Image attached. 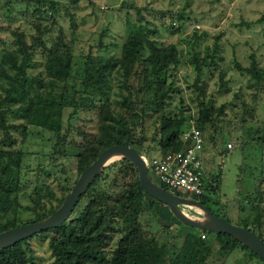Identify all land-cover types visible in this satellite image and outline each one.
I'll use <instances>...</instances> for the list:
<instances>
[{
    "label": "rangeland",
    "instance_id": "obj_1",
    "mask_svg": "<svg viewBox=\"0 0 264 264\" xmlns=\"http://www.w3.org/2000/svg\"><path fill=\"white\" fill-rule=\"evenodd\" d=\"M46 1H53L54 15H49L46 10L49 7L43 5L39 6V12L30 14L31 6L26 10L20 0L8 3L0 0V54L12 48L11 29L18 28L28 43L36 34L32 23H37L43 26L40 41L50 46L58 36L57 49L68 53L71 64L65 87L50 90L51 93L62 90L68 101L60 109L57 133L9 114L4 118L5 124L16 127H7L10 141L1 140L5 133L0 131V141L7 144L6 148L22 154L23 186L18 192L16 221H29L35 211L55 208L77 177L78 157L86 153L88 142L97 132L99 103L98 95L80 93L82 61L87 53L119 55L125 36L124 20L128 19L140 21L147 28L148 39L158 45L172 43L176 52V62L160 70L158 81L142 69L143 59L139 56L127 77V87L120 88L114 73L109 75L106 103L112 111L124 115L133 148L140 156L157 154L159 113L182 117L184 126L189 119H195L198 102L205 103L210 116L203 123L196 120L195 123L203 136L204 176L213 188L206 193L207 198L193 197L232 224L256 217L258 224L251 227L264 239V194L262 199L260 196L255 199L254 191L250 195L253 187L248 178L250 170L257 166L254 157L264 150V0ZM22 7L23 15L17 12ZM32 51L30 59L34 66L25 72L43 83L34 89L46 92L49 88L43 66L46 51L39 45ZM146 54L148 49L143 48L142 55ZM201 56H206V60L197 75L190 60ZM235 63L251 69V74L236 69ZM253 68L259 69L258 77ZM5 85L0 79L1 93ZM159 85L166 89L162 105L158 106L160 110H156L152 96L156 88L160 89ZM32 92L33 89L28 90ZM120 94L127 96L128 106L116 102ZM228 142L229 149L225 146ZM125 161L117 155L104 162L98 171L101 175L98 185H94L97 192L103 190L115 196L121 193V187L131 184L136 170ZM146 175L157 183L153 172L146 170ZM102 178L108 182H102ZM164 188L178 197H189L185 191ZM178 209L190 218H203L196 206L179 204ZM172 217L164 204H156L153 209L141 205L137 220L142 233L154 238L165 250L170 244L178 245L187 232L195 231L208 249L203 264H264L239 246L219 252L212 234L201 231L200 237L197 228H189ZM52 234L51 231L34 234L21 243L34 264H50L47 243ZM116 239L114 233L103 247L106 253L114 247Z\"/></svg>",
    "mask_w": 264,
    "mask_h": 264
},
{
    "label": "trees",
    "instance_id": "obj_2",
    "mask_svg": "<svg viewBox=\"0 0 264 264\" xmlns=\"http://www.w3.org/2000/svg\"><path fill=\"white\" fill-rule=\"evenodd\" d=\"M6 2L8 3L9 0ZM20 2L24 3L23 7L26 10L28 6H31L30 14L39 12L41 5L44 8L49 7L46 9L49 15L55 13L53 1L20 0ZM23 7L17 9L21 15L25 12ZM11 16L13 15L11 14ZM32 25L36 34L30 38L28 43L18 28L11 29L9 34L11 35L12 48L0 54V79L6 82V85L2 87V93L0 92V131L5 133L1 140L10 141V136L6 134L7 127H16L11 123H4L6 114L57 133L60 126V109L68 104L62 90L57 93H51L50 90L53 87L59 86L62 89L65 87L64 80L69 74L71 65L69 55L67 52L57 49L60 41L58 36L50 46H45L39 38L43 26L37 23H32ZM123 27L125 36L120 46L119 55L87 53L82 61L80 93L88 92L98 95L99 103L96 106L98 110L97 132L88 142L86 153H82L78 157L76 164L78 173L96 157L100 150L109 145L124 144L133 147L124 115L120 111H112L106 103L109 75L114 73V76L119 80V87L125 88L128 85L127 77L131 75L136 57H142V69L153 75V79L156 81H158L160 70H164L169 64L176 62L174 45L172 43L158 45L152 39H148L147 28L140 21L132 22L125 19ZM37 45L46 51L43 63L47 76L46 85L49 87L46 92L34 89V86H42L43 83L37 76H29L25 72L27 68L34 66L30 58L33 48ZM143 48L148 49V54L145 56L142 55ZM205 60L206 56L190 60L197 75L200 74V66L203 62L205 63ZM235 67L251 74L249 68L242 67L237 63H235ZM253 71L255 76L260 75L259 69L253 68ZM29 89H33V92L28 93ZM165 89L164 87L156 88L153 93L152 98L156 103L154 105L156 110H160L158 106L162 105ZM116 102L122 106L130 104L127 96L121 94ZM13 104H16V107H12ZM209 116L207 105L199 101L197 114L193 121L200 131L195 120L203 123L208 120ZM182 123V117L159 113V152L175 150L182 146L177 138L178 132L183 128ZM6 146V143L3 144V141H0V231L40 220L59 205L58 203L55 208L49 206L45 211H35L34 218L29 221L22 223L16 221L15 213L19 206L18 192L23 186L24 172L20 171L22 154L19 150H11ZM254 159L257 166H254L249 173L248 178L253 187L249 194L251 195L254 191L255 199H258L264 194L262 186L264 184V150L259 152ZM125 163L131 166L129 162L125 161ZM100 177L99 173L95 175L62 222L36 233L53 232L47 243L52 258L50 264H203V257L208 249L195 231L187 232L178 245L170 244L167 250L157 245L154 238L142 233L137 220L141 205H147L153 209L156 204H163L142 191L136 175L131 184L124 188L121 187V193L115 196H110L103 190L100 192L95 190L94 185H98ZM102 182L108 181L102 178ZM160 186L162 187V185ZM204 186L205 193L199 196L207 198L206 193L213 188L211 181L205 178ZM34 189L39 191L37 187ZM244 198L247 199L248 196L246 195ZM61 200L62 198L59 202ZM34 201L38 202V196ZM238 206L240 207V205ZM172 218L175 220L174 217ZM256 220V217L246 218L243 223L236 225L251 230L264 244V239L251 227L257 222ZM197 230L200 233L202 231L212 234L218 242L219 252L229 251L239 246L261 261L249 249L226 233ZM114 233L117 234L115 245L106 253L103 247L111 240ZM27 238L0 247V264H34L21 246V243Z\"/></svg>",
    "mask_w": 264,
    "mask_h": 264
},
{
    "label": "water",
    "instance_id": "obj_3",
    "mask_svg": "<svg viewBox=\"0 0 264 264\" xmlns=\"http://www.w3.org/2000/svg\"><path fill=\"white\" fill-rule=\"evenodd\" d=\"M114 153L121 155L122 158L134 166L138 185L142 191L149 197L164 204L176 220L197 229L226 233L239 241L264 262V244L255 233L245 227L229 223L222 217L212 213L207 207L195 199L178 197L152 182L146 175L144 163L138 152L133 147L124 144H112L100 150L96 157L78 173L59 205L49 215L37 221L19 224L1 230L0 247L11 245L62 222L71 212L80 194L84 192L101 169L105 160ZM179 204L196 206L204 214V218L202 220H196L184 215L178 209Z\"/></svg>",
    "mask_w": 264,
    "mask_h": 264
},
{
    "label": "built area",
    "instance_id": "obj_4",
    "mask_svg": "<svg viewBox=\"0 0 264 264\" xmlns=\"http://www.w3.org/2000/svg\"><path fill=\"white\" fill-rule=\"evenodd\" d=\"M177 138L182 144L180 148L140 157L145 169L154 173L156 184L163 188L165 186L185 191L188 198L194 199L193 196L205 193L203 136L193 119H189L178 132ZM225 146L229 149L231 143L228 142ZM200 237H203L202 232Z\"/></svg>",
    "mask_w": 264,
    "mask_h": 264
},
{
    "label": "bare ground",
    "instance_id": "obj_5",
    "mask_svg": "<svg viewBox=\"0 0 264 264\" xmlns=\"http://www.w3.org/2000/svg\"><path fill=\"white\" fill-rule=\"evenodd\" d=\"M117 155H119V154L114 153V154L110 155L105 161H108L109 159H111L112 157H115V156H117ZM203 218H204V214H203ZM203 218H201V219H199V220H202Z\"/></svg>",
    "mask_w": 264,
    "mask_h": 264
},
{
    "label": "flooded vegetation",
    "instance_id": "obj_6",
    "mask_svg": "<svg viewBox=\"0 0 264 264\" xmlns=\"http://www.w3.org/2000/svg\"><path fill=\"white\" fill-rule=\"evenodd\" d=\"M206 207V206H205Z\"/></svg>",
    "mask_w": 264,
    "mask_h": 264
}]
</instances>
